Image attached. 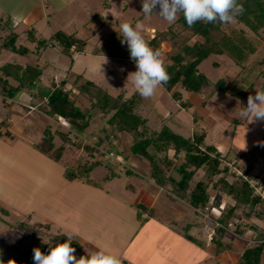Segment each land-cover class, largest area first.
Listing matches in <instances>:
<instances>
[{"label":"trees","instance_id":"obj_1","mask_svg":"<svg viewBox=\"0 0 264 264\" xmlns=\"http://www.w3.org/2000/svg\"><path fill=\"white\" fill-rule=\"evenodd\" d=\"M239 2L243 6V11L234 17L235 22L241 25L238 28L227 27L224 30L228 23L222 24L219 21H197L188 26L183 15L178 14L176 21L162 30L154 31L152 37L144 36L149 46L160 52L166 66L168 79L161 84L162 88L182 107H188L189 102L181 100V92L175 89L176 86L202 95V105L214 92L242 98L253 88V83L247 80L248 73L243 75L242 72L246 69L245 64L249 56L257 50L256 44L246 34V30L257 35L264 34V0ZM24 32L23 39L33 44V50L23 42H18L23 32L19 34L10 27L8 33L1 37L0 51L5 50L22 56L34 51L41 56L46 46L53 43L58 47L59 53L69 57L65 75L59 79L49 78L45 90L42 89L39 94L38 103L29 102L23 106L26 111H34L41 119L52 121L59 126L52 128L47 122L41 130L40 139L33 145L41 153L63 165L64 179H78L91 185L97 184L90 178V171L102 163L108 168V164H104L108 161L105 156L107 152L120 156L121 153L113 146V142L118 139L120 133H123L130 139L128 153L147 162L149 177L156 185L166 189L169 198L182 200L196 213H198L196 209L203 210L205 206L208 207L209 215L214 216L221 225L211 224L213 228L211 244L214 253L218 254L229 248L230 244L224 236L228 235V226L232 224L235 234L243 235L248 230L253 239V243L243 247L236 264H260L264 256V200L255 191V184L252 181L256 176L249 173L250 166H240L235 161L226 159L225 154L218 151L214 145L205 142L204 131L199 133L193 131L190 136H183L173 131L164 118L158 128H152L148 124V119L138 112L142 97L135 89L129 94L125 89H120L112 95L90 80L85 79L78 83L81 74L69 80L67 74L71 69L74 55L84 53L87 45L86 38L78 36L75 31L57 29L48 38L37 37L31 26ZM118 35L119 29L111 31L100 46H93L89 52L115 60L127 59L133 62L129 58L126 44L120 43ZM164 43L169 45V49L162 52L161 47ZM210 54L227 55L241 71L233 78L224 76L211 81L198 69L199 64ZM255 65L261 66L259 62H254L253 66ZM42 67L35 63L21 65L16 62H5L0 66V101L6 107V112L0 120L1 138H13L8 128L12 110L10 102L6 99L10 100L20 90L30 91L39 84ZM259 75L262 80L258 89H261L264 88V70H259ZM67 83L70 84L68 88L65 86ZM95 88L97 89L95 99L91 95L88 98L89 109L81 110L75 104L78 96L85 90L89 92ZM94 108L105 118L106 126H101L104 133L102 136L91 130L88 137L82 133L90 126V111ZM60 119L68 124L69 129L59 124ZM56 137L60 140L58 145L54 143ZM105 142L107 147L104 148ZM75 153L79 154L76 159ZM116 164L119 165V162ZM198 171H201V175L195 178ZM109 172L111 176L102 178L120 177L121 174L138 176V172L128 166L124 172L109 167ZM224 198L231 201L228 207L221 205ZM146 209L144 205L138 203L137 217L146 211L152 213L150 209ZM17 225L24 223L18 221L12 226ZM34 231L35 234L29 235L19 250L8 252L13 264H32L34 247H39L45 252L48 244L43 241L54 242L64 239L59 235L63 232L51 230L48 224H40ZM42 236L45 238L42 239ZM205 243L206 241L204 245ZM72 247L76 251L81 249V245L75 239L72 241Z\"/></svg>","mask_w":264,"mask_h":264},{"label":"rangeland","instance_id":"obj_2","mask_svg":"<svg viewBox=\"0 0 264 264\" xmlns=\"http://www.w3.org/2000/svg\"><path fill=\"white\" fill-rule=\"evenodd\" d=\"M140 11V0H0V40L1 37L8 33L10 27H13L15 32L19 34L23 32L18 38V42H23L33 50V44L23 39V34H25L24 31L29 26L34 29V33L39 38H48L50 34L57 29H63L67 32L75 31L78 36L86 38L87 45L84 53L74 55L72 66L67 74V78L72 80L77 74H81L82 76L78 80V83L87 79L105 89L109 94L114 95L120 89H125L126 93L129 94L134 90V87L131 80L127 79V76L131 71L135 70V64L127 59L115 60L105 55L91 54L89 51L93 46H100L106 40L109 33L113 30L119 29L120 23L125 20L133 24L139 22L142 26V35L146 37H152L154 31L162 30L169 24L163 18L159 17L155 10L148 16L143 15ZM28 12L30 13V17L34 15L38 17L36 22L31 24V22L28 23V21L25 22V20H23L24 17H29ZM240 26L241 25L233 19L232 22L228 23V26L223 29L226 30L227 27L238 28ZM246 34H248L257 47L256 52L250 55L246 61V69L242 71L243 75L248 73L247 80L253 83V88L248 90L242 98H235L229 94L214 92L212 94V99L218 102V108L212 110V112L207 115L211 118H208L209 120H213V117L221 114L220 112L223 111L224 114L227 113L230 116V119H235V121L230 123L229 126H224L222 125V121L225 117H223V119L220 120L221 122H216L217 124H215L213 128H209V124L207 125V123L204 122L207 120L206 116L201 120V124L195 127V132L199 133L201 131H207V139H209L211 135H216V132H222V129L227 128L225 131L226 135H232L233 139H231L230 145L233 147L234 142L237 141L240 143V146H242L243 150H241V152L247 150L248 147L257 144V142L264 146V123H247L246 120L238 116L241 106L246 104L247 97L253 95L255 89L259 88L262 80L259 75V70H264V34H253L248 30H246ZM168 49L169 45L167 43H164L161 47L162 52H165ZM5 62H16L21 65L35 63L39 67H43L40 75L41 82H39V84L34 86L30 91L20 90L10 100L6 99V101L10 102V109L12 110L9 121L10 125L8 128L12 132V137L16 142L11 147L0 145V188L4 192L8 189H13L14 181H16L17 178L19 179L18 174L21 175L22 173L23 177H26L29 165L31 167L33 166V163L36 165L37 173L36 178L34 176L32 182H37V180L39 178L42 179V177L46 178L49 175L56 176L58 174L59 177H62L61 179H63V165L60 162L51 159L46 154L41 153L33 145L40 139L41 130L47 122L50 123L52 128L59 126L52 121L41 119V117L34 111H26L23 106L29 104V102L32 104L38 103L40 98L39 94L42 89L47 86L49 78L53 77L54 79H59L61 76L65 75V69L69 63V57L59 53L58 47L55 44L50 43L46 46L41 56H38L34 51L22 56L21 54L1 50L0 66ZM254 62H259L261 66H253ZM198 69L211 81H215L224 76L233 78L238 71H241L240 67L235 65L225 54H210L199 64ZM65 86L68 88L70 84L67 83ZM95 89H90L89 92L85 90L84 93L78 96L75 104L81 110L85 111L89 109L88 98L89 95H91L93 99H95L97 94V89ZM179 90H181L184 97L187 96L188 91L182 89ZM184 97L183 99H185ZM189 98L192 99L191 97ZM191 103V109L189 108L187 110L185 107L179 108L178 103L171 98L170 94L164 90L161 85H158L153 96L149 98L142 97L138 112L148 119V124L152 128H158L163 117L168 119H165V121L170 122L169 119H172L173 121L179 122L184 128H189L193 117L197 121L201 118L200 116L197 117L194 115V110L198 107L195 106L193 101H191ZM33 109L35 108H32V110ZM5 112L6 107H4L0 101V120ZM200 112L201 111H198L196 113L200 114ZM90 113V126L82 133V135L89 137L90 133L94 131V133H100L102 136L104 133L101 130V126H106L105 118L99 115L96 108L91 109ZM205 114L207 113L204 112V116ZM58 122L63 128H68V124L65 121L60 119ZM183 134L188 135L187 132H184ZM0 140H4V137H0ZM129 141L130 139L128 136L120 133L118 139L113 142V146L116 150L120 151V156L112 154V158L106 157L108 161H106L107 163L104 162V164H108V168L102 163L93 168L89 175L90 178H93L95 182L100 185V187L102 186L104 189L107 187L108 190H113L116 194L123 195L124 199L133 200L135 199L136 193L131 191L132 188L129 185L138 189V184L141 182L147 183L149 181L148 175H142L144 174L142 172L140 173V177H137L135 174L130 176L121 174L119 179H114L112 182L105 181V179L102 178L104 176H111L109 167H113L115 171L117 170L121 172H124L126 166L136 169L134 165L131 164V158H133V156L130 155L127 150ZM54 143L55 145H58L60 143L59 138L56 137ZM104 144V148L107 147L106 142ZM127 154L129 155L127 156ZM78 155V153H75L74 158L76 159ZM21 158L24 162L21 161ZM116 162H119V165H117ZM170 167L171 166L169 165V168ZM200 175L201 171H198L195 178H198ZM7 180L8 183H6ZM25 182L26 181H24V184ZM20 183L21 179H19V181L17 180V184ZM225 198L223 199L225 202L222 207H228L231 203L229 198ZM137 204L134 205L136 210ZM8 206H10V204H0V228L6 226L12 227V225H15L16 222L19 221L15 219L14 215L8 213ZM6 213H8V218ZM207 220L208 219L202 217L199 213L189 209L184 221L177 225L181 228L178 233L180 238L172 237L169 234H162V230H159L160 225L156 220H153L150 223L146 221L144 224L141 221L143 226L138 233L148 227L150 238H146L148 240L140 242L138 241V237H135L133 242L127 247V250L124 251L125 253H123V257L120 256V259H123L124 255L130 259L131 257L128 255L133 253L136 255L134 261L139 260L147 264H199L202 262V259L204 260L208 255L207 250L203 247V241L206 237L204 233L205 230H207V224L212 226V223ZM28 223L27 220L24 222V228L28 226ZM166 224L168 225L167 227L173 229L174 226L172 225L174 224H171L169 221ZM185 226L190 227L189 229H191V234L188 238L183 235V228ZM12 228L11 231L14 230H12ZM27 231L30 235L35 234L34 229H27ZM227 233L229 236L226 235L227 237L225 240L229 242L232 251L234 253L239 251V248H241L240 246H242L240 240L243 239L238 238L237 234L233 232L232 224L228 226ZM41 234L42 233H40V235ZM142 234L143 233L140 235ZM156 234L159 235L158 238L160 240L158 242L156 240V243H154L153 238ZM25 235H27V232ZM41 238L44 239L45 237L42 236ZM25 239L22 240V242H26ZM187 241L188 243L193 244V249L190 251L187 250ZM0 244V264H13L8 256L7 249H1L8 247V249L11 250V245L7 243L6 238L1 236ZM14 247H17V245L14 244ZM176 248L183 250L180 252ZM15 251L17 250L15 249L13 252ZM167 252H169V254ZM77 253L78 251L75 250L74 255L78 257L79 255ZM167 254L170 258L169 261H166Z\"/></svg>","mask_w":264,"mask_h":264},{"label":"crops","instance_id":"obj_3","mask_svg":"<svg viewBox=\"0 0 264 264\" xmlns=\"http://www.w3.org/2000/svg\"><path fill=\"white\" fill-rule=\"evenodd\" d=\"M28 15L29 17L23 18L25 22L28 21V23L31 22L32 24L38 19L35 15L30 17L29 12ZM175 89L179 90V87L176 86ZM181 96V100H187L189 102L188 107H186L187 110L189 108L191 109V101L198 107L194 110V115L201 117L198 120L199 122L196 119H191L192 121L189 128H184L179 122L173 121L172 119H169L170 122L166 121V123L168 122L167 125L173 131L183 136L185 135L183 133L187 132L188 135L185 136H190L193 131L196 130L195 127L201 124V120H203L208 113H211L212 110L218 108V102L212 99V95L205 100L203 105L202 95L187 92V96L184 97L181 92ZM183 97L185 99H183ZM176 103H178L179 108H182L178 101H176ZM198 111H201L200 114L196 113ZM204 112L207 113L205 116ZM220 113L221 114L213 117V120H209L211 118L207 116V120L204 122L207 123V125L209 124V128H213L215 124L221 122L220 120H222L223 117H225L222 121V125L224 126H229L230 123L234 122L233 120L235 119H230L227 113L224 114L223 111ZM163 118L168 120L166 117ZM226 129L227 128L222 129V132H216V135H211L209 139H207L208 132L204 131L205 142L214 145L218 151L225 154L226 159L235 161L237 165L250 166L249 173L256 176L252 181V183L255 184V191L258 192L264 200V146L257 142V144L241 152V150H243L242 146H240V143L237 141L234 142L233 147L230 145L232 135L227 136L225 133ZM0 141V145L6 147H11L16 142L13 138L6 137H4V140ZM132 156L131 164L136 168L134 170L137 172L140 171L137 177H140V173L142 172L144 173L142 175H148L149 180L147 183H140L139 180L140 184H138V189L129 185L132 188L131 191L136 193L135 199H133L135 201L124 199L123 195H118L113 190H108L107 187L104 189L102 186L100 187L99 184L91 185L75 179H61L62 177L60 178L59 174L56 176L46 175L48 177H42V179L37 176L39 178H37V182H32L34 176L36 178V165H34L35 163H33L31 167L29 165L26 177H23L22 173L21 175L18 174L19 179H21L20 184H17V180L19 181L17 178V180L14 181L13 189L11 188L4 192L0 188V204H10V206H8L9 214L14 215L15 219L23 221V223L26 220L29 222L27 224L28 226L25 228L24 225L12 226L13 228L11 226L1 227L0 236L6 238L7 243L11 245V250H9L8 247L1 249H7V253L15 249L19 250L25 244L22 240L30 235L27 229H34L36 226L43 223L48 224L51 230L75 233L76 236L74 239L81 245V249L77 250L78 255L83 254L85 249L95 250L103 248L114 252L120 259V256L123 257L124 251L127 250V247H129L135 237H138V241L140 242H144L148 240L146 238H150L148 227L138 233L146 221L150 223L156 220L160 225L159 230H162V234H169L172 237L180 238L178 233L181 228L177 225L184 221L189 209L193 211L192 207L182 200H173L169 198L166 189L153 183L152 179L149 177L147 162L141 157ZM21 161L24 162L22 158ZM119 178L120 177H112L110 179H105V181L112 182L114 179ZM23 180L26 181V185ZM6 183H8V180ZM224 202L223 200L221 205H224ZM137 203L144 205L147 208L146 210L150 209L152 213L149 214L148 211H146L141 213L138 218L137 210L134 208V205ZM8 213H6V216ZM8 217L9 216H7V218ZM168 221L174 224L172 225L174 226L173 229L167 227L168 225L166 223ZM207 226L209 227L208 224ZM11 228L14 230L11 231ZM189 228L190 227L187 226L183 228V235L186 238L191 234V229ZM26 232L27 235H25ZM141 233L143 234L140 235ZM204 234L206 236L207 230H205ZM158 237L159 235L156 234L153 238L154 243H156V240L157 242L160 240ZM226 237L225 235L224 239ZM238 238L243 239L240 240L242 246H240L241 248H239V251L234 253L231 246H229V248L216 254L213 251L214 247L212 244H210V246L204 245L206 241L205 237L203 247L207 250L208 255L204 260L202 259V262L199 264H206V261L207 264H236V260L243 247L253 243L251 232L248 230L245 231L243 235H239ZM14 244L17 245V247H14ZM186 246L189 251L193 249V244L188 243V241ZM183 249L178 248L177 250L182 252ZM167 253L169 254V252ZM168 254L166 255V261L170 259ZM128 256L131 257V260L124 255V258L120 259L121 264H132L133 262V264H147L139 260V262L137 260L134 261L136 255L133 253ZM260 264H264V256H262Z\"/></svg>","mask_w":264,"mask_h":264},{"label":"clouds","instance_id":"obj_4","mask_svg":"<svg viewBox=\"0 0 264 264\" xmlns=\"http://www.w3.org/2000/svg\"><path fill=\"white\" fill-rule=\"evenodd\" d=\"M141 13L156 14L169 24L176 21L178 14H182L188 26L197 21L230 23L234 17L243 11L239 0H140ZM120 43L127 46L129 58L135 64L127 79L141 97L153 96L158 85L168 79L166 66L158 50L149 46L142 35V26L139 22L131 23L127 20L119 25ZM247 123H264V88L255 89L254 95H249L246 104L241 106L238 113ZM63 240L54 242L43 241L48 249L42 252L39 247L32 249V264H121L117 254L112 251L98 248L85 249L78 257L72 241L76 234L63 232L59 234Z\"/></svg>","mask_w":264,"mask_h":264},{"label":"built area","instance_id":"obj_5","mask_svg":"<svg viewBox=\"0 0 264 264\" xmlns=\"http://www.w3.org/2000/svg\"><path fill=\"white\" fill-rule=\"evenodd\" d=\"M60 121V120H59ZM107 158H112V153L111 152H107L105 155ZM208 207L205 206L203 210L200 209H196V211L204 218L208 219L209 221H211V223L214 226H221L220 223H218L217 219H215V217H211L208 213ZM212 236H213V228L211 226L207 227V234H206V246H210L211 244V240H212Z\"/></svg>","mask_w":264,"mask_h":264}]
</instances>
